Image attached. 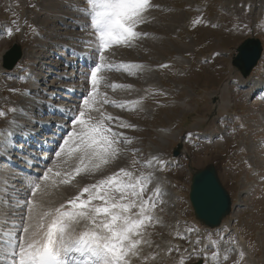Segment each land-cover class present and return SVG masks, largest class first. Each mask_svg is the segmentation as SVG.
<instances>
[{"label": "rangeland", "instance_id": "374dc122", "mask_svg": "<svg viewBox=\"0 0 264 264\" xmlns=\"http://www.w3.org/2000/svg\"><path fill=\"white\" fill-rule=\"evenodd\" d=\"M78 1H72V5L67 1L69 4L66 2L60 7L59 0H0V109L7 114L0 116V128L7 125L13 112L10 109L15 107L13 103L20 100L23 89L29 85L15 82L18 75L14 72L20 73L31 59L29 56L25 62L20 59L12 70H8L9 77V73L3 72L2 55L14 43L20 45L25 54H31L37 42L34 26L38 31L43 30L47 38L60 43L55 48L50 43L46 46L49 50L54 48L58 57L79 59L81 53L87 52L75 50L74 55L66 57L70 50H74L73 45L78 46L75 39L87 41L78 36L86 31L85 28L73 27L70 20H65L68 21L65 25L60 21L63 18L57 20L55 15L51 17L45 12L57 7L76 13L74 7ZM262 1L149 0L150 7L144 13L146 21L137 28L146 35L130 47L111 48L105 57L118 62L120 68L111 74L105 71L112 70V67L98 74L103 78L98 91L110 101L118 102L114 104L117 106L114 111L120 112L118 115L123 119H115L113 126L117 127L121 139L128 137L131 142L121 145L124 151L102 173L78 175L69 185L60 183L59 179L53 184L50 179L35 195V201L42 202L45 208L61 204L67 207L66 202L80 194L83 187L121 167L132 171L134 176L152 173L154 178L148 182L145 197L155 196L157 188L165 195L156 200V207L152 209L151 214L156 220L146 225V237L152 242L151 246L142 244V254L131 257L130 264H181L182 260L184 264H197L199 259L189 256L198 239V247L204 250L202 255H207L202 264H234L239 252L245 254L243 264H264V90L255 95L252 91L245 94L250 89L239 84L236 77L243 76L232 64L236 48L243 40L249 37L259 39L260 58L250 74L243 78L253 85L263 84L264 9H259ZM83 13L82 19L89 20V16L85 17ZM48 17L51 19L44 23ZM237 18L247 27H236ZM86 29L88 33L91 31L90 26ZM67 31L71 34L67 35ZM57 34L69 36V42L61 38L54 40L52 37L56 38ZM61 49L63 53H58ZM46 52L49 54L45 51V55ZM133 64L144 67L125 69L122 66ZM48 80L45 83H53L51 77ZM225 82L227 88L221 100L224 97L228 100L227 111L215 107L217 97L213 100L208 95L212 92L219 94ZM103 84L108 87H102ZM113 84L117 87H109ZM82 92L75 98L83 95ZM121 103L125 107H119ZM121 123L131 127H121ZM163 127L170 128V134L162 135L160 132L163 131L159 132V129ZM205 136L212 137V140ZM182 137L186 139H183L186 142L185 157L174 159L172 149ZM153 157L159 158L153 160ZM57 159L54 156L48 163L50 167H54L53 161ZM207 164L216 167L233 206L222 228L217 230L201 228L183 198L188 195L191 168L199 169ZM159 177L163 179L161 184ZM246 191L249 193H244ZM181 219L188 225L183 226ZM232 224L246 238L244 246L240 244L238 234L233 232L235 230L230 229ZM213 252L217 254L215 259Z\"/></svg>", "mask_w": 264, "mask_h": 264}, {"label": "snow or ice", "instance_id": "6c2138e0", "mask_svg": "<svg viewBox=\"0 0 264 264\" xmlns=\"http://www.w3.org/2000/svg\"><path fill=\"white\" fill-rule=\"evenodd\" d=\"M86 2L89 8L78 11L89 16L90 25L80 26H90L94 32L96 47L92 50L100 54L101 61L105 59L103 53L111 46L130 47L146 35L137 28L146 21L144 13L150 7L149 0ZM32 27L34 34H38V30ZM236 27L246 28L247 25H241L237 18ZM81 42L89 44L90 48L93 43L92 40ZM70 54L74 55L75 50H70ZM122 66L125 69L144 67L139 64ZM102 68V63H96L90 69L91 91L84 96L78 114L70 118L73 130L67 132L54 152L58 158L53 161L56 170L48 167L42 175L27 179L28 193L23 196L16 194L13 214L18 219L10 226L11 230L5 232L0 228V264H130L131 257L142 254V244L151 246L152 242L146 237V225L156 220L151 214L152 209L156 207V200L165 195L157 188L155 196L145 197L151 173L134 176L132 171L121 167L96 183L83 187L80 194L66 202L67 207L61 204L45 208L42 202L37 203L34 199L50 179L53 184L59 179L60 183L69 185L78 175L102 173L124 151L121 145L131 142L128 137L120 138L111 126L114 118L101 109L102 105L115 104L98 91L102 79L98 73ZM29 94L25 92V95ZM118 106L125 107L122 103ZM10 111L15 112V109ZM3 115L5 113L0 111V116ZM10 123L16 125L15 120ZM120 126L131 127L124 123ZM15 135L8 130L0 140V150L5 155L16 150ZM4 159L5 156H0V160ZM85 194L86 198H83ZM160 203L165 201L160 200ZM199 244V239L194 242L189 258L195 256L207 260ZM216 255L213 252L214 259ZM227 258L224 257L225 260ZM244 260L245 254L239 252L234 264H243ZM181 264H184L183 260Z\"/></svg>", "mask_w": 264, "mask_h": 264}, {"label": "bare ground", "instance_id": "6f19581e", "mask_svg": "<svg viewBox=\"0 0 264 264\" xmlns=\"http://www.w3.org/2000/svg\"><path fill=\"white\" fill-rule=\"evenodd\" d=\"M67 1L69 3L71 1L70 5H72V1H76V0H59L60 7L63 5H66ZM234 1L235 3H237V1H254V0H234ZM74 8L76 9V13H74L73 11L72 13L70 9L68 12H66L64 9H57V7L49 8L47 9V11L45 10V12H47V14L51 17L55 15V17H57V20L63 18V20H60V21L64 22L65 25L68 24L67 23L68 21H65V20H70L71 22L69 24L72 25L73 27L74 26L79 27L80 25H89L90 20H87L86 18L82 19L83 15L81 16V11H78V9H81V8H85V9L89 8V5L87 4L86 0H79L76 3V6ZM259 9L260 11L264 9V0L262 1ZM259 9H257L256 11H258ZM239 11L241 13L242 9H240ZM84 16L86 17V14ZM51 17H48L46 19L44 18L45 19L44 23H47L46 21H49V18L51 19ZM76 22H79V25ZM67 28L69 27L67 26ZM85 30L86 31L83 34H80L78 36L82 38H86L87 41L92 40L93 43L91 44V48H90L89 44L82 43L80 40H76L74 38L75 41H77L78 43L77 45L79 47L73 45L72 48L74 50L81 49L82 51L87 52V53H81L80 58L76 60L72 58L62 59V57H58L57 53L54 52V48L58 47L60 43L56 41L55 42L52 41L51 38H50L51 40L47 38L46 33L43 30L38 31L40 33L37 34V42L35 44V47L33 48V51L31 52V54H28V52L27 54H25L23 50L22 57L20 60V62L22 60H24L23 62H25L27 56L31 58L30 64H29L30 65L29 75L27 76L26 79H24L23 77L21 78V76L18 75L16 71L14 72V75H18V77L15 76V79H14L15 82L20 81L22 82V84L24 82H28L30 86L27 90L23 91V94L21 95L20 100L14 104L15 112H12L10 118L7 120L8 127H6V129L0 128V130L2 131L5 130V132H2V133L0 132V140H3L4 135H6L8 130H12L14 133H16V135L13 137L15 141V145H16L15 147L16 150L8 153L7 155H5V153L2 150H0L2 156H5L4 160H0V228H2L5 232L11 230L10 226L18 219V217L14 216L13 214L15 211V204L17 203L16 194L19 193L21 196H23L26 193H28V189L26 187L25 181L29 178H35L37 176L35 174H43L44 168L47 169L48 167H50V164H47L49 166L43 164L40 161V156H39V158L35 160L36 165L33 166V168H31V171L29 173H24V175L22 176L18 175L17 176L18 178H16V174L20 172L19 171L20 168L17 167L18 170H16L12 166H9L10 164L8 163L7 159L14 161V159L11 158L9 155L10 154H12L13 156L20 155L21 157L28 158V155L32 153L33 150L32 148L28 147L26 152L24 151V148L26 147V143L22 140V137L30 136L31 134H35L37 131L42 132L44 130L45 133L43 134L42 137H44L46 140L45 144L49 149L53 148V151L49 155L46 156V160H45V162H47L49 159V162H50L54 158V151L58 149V146L62 142L63 137L67 134L68 131L73 130V125L71 124L70 118L78 114L79 106L82 103L84 96H86L85 93H88L89 91H91V85L89 83L90 72L87 71L86 69H83L82 66L86 65V63H91V64L97 63V61L100 60L99 59L100 54L92 50L96 47V43L94 42L95 40L94 32L91 30L88 33L89 30L87 31L86 28ZM66 33L67 35L71 34L68 31ZM47 34L49 36L51 35L49 32H47ZM58 36H61V37H58ZM52 38L54 40H59L61 38V40L69 42L67 40L69 36L63 37L62 35L57 34L56 38L54 37ZM70 38H72V36ZM74 39H72V41ZM49 43L50 45H53V46L55 45L53 49L51 48L52 50H49L48 49L49 47L46 48V46H48ZM62 46L66 47V45H62ZM45 51H48L49 54H47L46 52V55H45ZM108 51H109L108 49L105 50V52L103 53L104 57H105V53L107 54ZM51 52L55 54H51ZM58 53H63L62 49L59 50ZM65 55L66 54L64 53V56ZM67 55H69V57L71 56L69 52L67 53ZM62 60H65V62L63 63ZM59 62L65 66H62L61 64H59ZM102 64L103 66L107 65L104 62H102ZM77 68H80V69H77ZM26 69L27 68L23 67L22 71ZM101 70H104V68H102ZM3 72H6L7 74L9 73L5 69ZM21 73L23 72H20L19 74ZM14 75L12 74V76ZM52 75H56V76H52ZM10 76L11 74L9 73V77ZM50 77H54V79H56L57 82L55 84L52 82H50L49 84L45 83L46 80L47 82L49 81L48 79ZM236 78L239 80L240 82L239 84L241 86L244 85V86H247L248 89H250L249 91H246L245 94H248V93L250 94V92L252 91L251 92L252 95H255L258 92L264 90V82L261 85H258L255 83H254L255 85H253V83L251 84L249 80H246L241 76L237 75ZM64 82H68V83L65 84ZM62 87H68V91L61 92L60 89H62ZM226 88H227V83L225 82V84H223L221 90L219 91V94H217L216 92L208 93V95L212 97L213 100L215 97H217V102L215 104V107L222 108L224 111L228 110L227 109L228 100L225 97H224V100H221V96L225 92ZM80 91H84L82 92L83 94V96L81 97L82 99L75 98V97H78L77 93H79ZM25 92H29L30 94L25 95ZM99 92L101 93V91ZM102 94L104 93L102 92ZM66 97L69 99H65ZM55 102L57 104H55ZM113 102H115V104L118 103L116 101H113ZM110 105H113V106H110ZM110 105H107L109 106V110H110L107 113L108 115L114 118L112 120L113 124L115 123V119H118V118L120 119V121H123V119L118 115L120 112L118 113L114 111V109H116L117 106L114 104H110ZM180 105L183 106L182 104ZM72 108H75V109L72 110ZM59 117H63V118L60 119ZM54 119L56 121H54ZM13 120L16 121V125H13L10 123ZM64 120H66V122ZM46 125H49L52 128L55 127L53 129L54 132L49 133L48 131H46V129L43 128ZM160 130L163 132H160ZM169 130L170 128L163 127L159 129V132L162 135H168L171 132ZM204 138L208 140L212 139L210 136H205ZM161 142H164L163 139L161 140ZM182 152H185V146H183ZM30 157L33 159L35 158L34 155H30ZM159 157H155L156 158L155 160H157ZM22 166L24 168L26 167L24 163ZM30 174L33 176L28 177V175ZM152 178H154L153 174H152ZM162 180L163 179L161 177L158 178V181L160 184L162 183ZM244 193H249V192L246 191ZM220 227L218 229H220ZM230 229H234L233 224L231 225ZM237 234H238V238H239L238 240L240 244L241 245L243 243L246 244L247 243L246 238L242 236L240 233H237ZM244 244L242 246H244ZM204 256L207 257V255H204Z\"/></svg>", "mask_w": 264, "mask_h": 264}, {"label": "water", "instance_id": "95a60500", "mask_svg": "<svg viewBox=\"0 0 264 264\" xmlns=\"http://www.w3.org/2000/svg\"><path fill=\"white\" fill-rule=\"evenodd\" d=\"M232 64L243 77L249 75L261 55L260 40L246 38L238 47ZM22 51L19 45L13 44L3 55V68L12 69L20 59ZM181 145L173 150V156L179 154ZM189 200L195 218L209 227L219 226L231 211V198L221 183L213 164L192 171L189 189Z\"/></svg>", "mask_w": 264, "mask_h": 264}]
</instances>
